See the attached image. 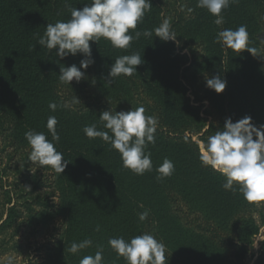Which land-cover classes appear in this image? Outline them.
<instances>
[{
	"label": "trees",
	"instance_id": "1",
	"mask_svg": "<svg viewBox=\"0 0 264 264\" xmlns=\"http://www.w3.org/2000/svg\"><path fill=\"white\" fill-rule=\"evenodd\" d=\"M85 3L0 0V152L7 158L0 168V255L12 250L25 255L24 264H79L102 247L103 264H127L109 246V238L128 240L148 232L166 245L167 264H245L264 225V202H248L236 185L235 192L223 188L227 178L201 163L199 142L206 143L228 117L236 122L250 116L257 127L264 125V0H238L222 10L220 25L207 9L197 7V0H151V10L135 31L154 30L172 9L177 11L170 18L176 41H164L154 31L133 40L128 49L104 38L90 41L94 64L81 68L85 77L79 82L61 83L60 66L79 67L86 57L60 58L38 40L48 23L70 19V7L81 9ZM240 25L247 26L255 55L216 41L219 31ZM133 53L143 60L137 72L109 83L115 59ZM205 74L226 79L225 90L207 87L206 78H200ZM190 86L193 102L187 95ZM74 96L81 103L56 111L48 107ZM204 101L209 105L202 109ZM140 105L159 121L156 143L146 149L153 170L144 175L123 167L110 143L83 131L96 124L111 135L100 113ZM49 116L59 121L56 147L69 161L62 174L28 160L25 132H44L51 140ZM166 157L175 171L158 181L156 168ZM145 210L149 216L140 221L138 214ZM56 216L63 221L60 232L37 241ZM86 238L93 241L90 247L68 250ZM254 264H264V240Z\"/></svg>",
	"mask_w": 264,
	"mask_h": 264
},
{
	"label": "clouds",
	"instance_id": "2",
	"mask_svg": "<svg viewBox=\"0 0 264 264\" xmlns=\"http://www.w3.org/2000/svg\"><path fill=\"white\" fill-rule=\"evenodd\" d=\"M233 3H238V0H197V7L207 9L216 17L214 23L220 25L224 23L222 10ZM151 7V0H88L81 9L70 7V19L48 23L38 44L55 50L60 58L84 54L86 58L80 61L79 67L76 64L60 66L61 83L70 84L73 80L79 82L85 77L81 68L87 69L95 62L90 41L98 42L104 38L115 48L128 49L133 40L139 39L141 35L150 37L153 31L155 36L164 41H176L177 35L172 31L169 18H165L154 30L135 31L137 25L143 23L145 13ZM132 31L135 32L134 35ZM216 41L236 52L247 49L255 55L257 51L249 47L246 25L219 31ZM142 62L139 53L117 57L110 68L108 82H113L120 75L132 76ZM226 85V79L219 75L206 78V86L216 93H222ZM79 103L81 100L74 96L70 102H50L48 107L56 111L58 107L68 108ZM99 118L105 122L104 128L110 130L111 135L108 131L98 130L96 124H92L83 129L88 138L100 137L110 143L121 154L123 167L136 175H144L145 172L153 170L151 152H146V149L149 144L156 143L155 133L159 123L157 117L146 115V108L140 105L128 111H103ZM58 123L55 116L47 119L46 127L51 133V140L44 132L35 130L25 132V139L31 147L28 160L41 166H50L55 172L62 174L69 161L56 147L60 141L56 130ZM199 151V159L204 166L211 167L227 178L223 188L235 192L236 185L248 202H264V125L257 127L250 116H244L236 122L228 117L222 129L209 136L206 143H200ZM156 171L159 173L156 179L160 181L174 173L175 164L166 157ZM138 216L140 221H145L149 211L140 212ZM95 230H100L99 225ZM92 244L93 241L86 238L79 243L73 242L68 250L76 253ZM108 244L127 264H167L166 245L152 233L144 232L128 240L123 236L112 237ZM103 259L101 247L94 255L82 257L79 264H103ZM7 264H13L12 257L7 259Z\"/></svg>",
	"mask_w": 264,
	"mask_h": 264
},
{
	"label": "rangeland",
	"instance_id": "3",
	"mask_svg": "<svg viewBox=\"0 0 264 264\" xmlns=\"http://www.w3.org/2000/svg\"><path fill=\"white\" fill-rule=\"evenodd\" d=\"M168 1H172V0H168ZM176 12L177 11H174L171 9V12L170 14H168L169 16L167 18H172L174 16H176ZM178 49H181V44L178 45ZM183 53L189 55V52L187 50H184ZM207 78L206 74L205 76L201 75L200 78ZM201 80V79H200ZM204 80V79H202ZM186 82V81H185ZM185 84V83H184ZM194 88V87H193ZM193 88L190 86L189 89H188V96L190 97V100L193 102L194 101V96H193ZM70 93V91H65V94L68 95ZM83 95V93H82ZM197 105V104H196ZM209 105L208 101H204L203 102V108H206L207 106ZM202 116H204V114H201ZM193 139H196V137H194ZM1 140V139H0ZM201 142H199V145H200ZM0 144H1V141H0ZM1 146L0 145V149H1ZM7 163V158L5 157V152H0V168H4V166L6 165ZM11 177L12 175L10 176V178L8 180H11ZM50 177V176H48ZM57 198H55V203L57 202ZM62 218L59 217V216H56L51 222H50V225H49V228H47L45 230V232H43L44 234H41L39 235L37 241H41L43 239H50V238H54L61 230V227H62ZM264 240V225L260 228V231H259V234L256 236V238L254 239V243H253V246L249 249V252L248 254L246 255V258L244 260L245 264H254V262L256 261V258L258 256V249H259V246H260V243ZM35 252L31 251L30 252V256L33 257L35 256ZM9 257H12L13 258V264H24V261H25V255H19L18 253L14 252V251H7L6 253L4 254H1L0 255V262L3 263V264H7V259Z\"/></svg>",
	"mask_w": 264,
	"mask_h": 264
}]
</instances>
